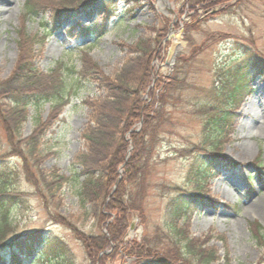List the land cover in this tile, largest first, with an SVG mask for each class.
<instances>
[{"label":"rangeland","instance_id":"obj_1","mask_svg":"<svg viewBox=\"0 0 264 264\" xmlns=\"http://www.w3.org/2000/svg\"><path fill=\"white\" fill-rule=\"evenodd\" d=\"M88 1V8L55 28L50 11L43 17L26 18V0H0V80L10 76L18 56V41L26 35L35 40L36 66L43 73H48L59 62L78 70L82 57L88 56L105 76L112 77L127 59L136 58L128 53L131 46L140 41L151 44L158 39L163 54L160 59L154 57L151 64L155 71L154 82L157 79L165 81L171 77L180 54L188 57L196 51L198 56L188 59L184 65L188 76L184 89L175 93L177 98L166 107L169 114L161 141L152 148L136 180L135 177L130 179V196L142 214H130L123 240L138 242L144 237L153 238L154 228L163 229L165 225L170 200L195 197L192 195L195 190L202 188V201L192 209L185 222L179 223L187 237L206 241L208 247L216 250L218 258H225L229 264H264V242L261 244L254 237L256 226L258 230L263 229L264 236V135L253 129L264 119L256 97L258 89L264 90V71L260 75L248 72L244 82L246 92L233 109L234 128L216 141L215 146L203 144L201 116L192 114L194 106L204 101L218 78L235 66L237 47L253 48L257 51V60L264 62V0H214L213 5L195 11H190L185 0H166V5L162 0H146L129 12L131 3L120 0L101 36L96 32L93 39L79 42L80 31L75 27L95 29L101 25L98 6L102 0ZM154 30H162V33L156 34ZM73 35L77 37L72 39ZM188 39L193 44H189ZM174 44L179 49L170 67L168 54ZM141 74V66H138L133 82L139 81ZM68 87L75 91L74 95L57 114L43 145L32 156L34 162L28 166L71 178L73 173H79L73 163L74 156L85 150L81 134L90 124L91 111L87 103L102 96V92L90 83H69ZM155 93L158 94L156 90ZM142 99H147V95ZM51 111L50 102L30 107L21 136L26 138L37 125L49 121ZM244 148L248 154L242 158L237 151ZM131 150L130 147L127 158ZM9 151L0 126V157L5 156L0 158V168L9 172L11 188L21 194L13 217V238L36 233L58 238L71 264H133V260L123 254L111 261L112 248L104 253L108 258L103 263L99 258L90 261L73 231L54 223L51 217L58 215L66 219L77 236L98 233L95 216L99 212L95 210H98L99 201L81 204L77 197L78 185L69 183L59 193L60 202L54 197L51 206L44 208L37 200L33 185L28 184L32 181L31 173H22L20 161L9 156ZM214 151L217 159L210 164L206 156ZM122 167L117 183L123 178ZM223 183L226 186H221ZM221 190L227 194L226 198ZM5 256L8 258V254ZM60 261L53 260L51 264ZM27 264L43 263H39V257H31Z\"/></svg>","mask_w":264,"mask_h":264},{"label":"trees","instance_id":"obj_2","mask_svg":"<svg viewBox=\"0 0 264 264\" xmlns=\"http://www.w3.org/2000/svg\"><path fill=\"white\" fill-rule=\"evenodd\" d=\"M143 1L146 0H126V3H131L127 11L139 8ZM185 1L189 3L190 11L206 9L214 4V0ZM119 2L102 0L98 6L101 25L95 29L75 27L80 31L77 41L91 40L96 32L101 36ZM89 6L87 0H26L24 15L33 19L43 17L50 11L52 24L57 28L60 23L75 17ZM154 32L158 34L162 30ZM76 37L73 35L72 39ZM34 41L28 35L20 37L14 68L9 77L0 80V126L10 149L8 155L20 161L22 173H31L32 181L29 182L26 175L25 179L29 185H33L37 200L44 208L51 206L54 197L60 202L59 193L69 183L78 185L77 197L81 204L94 202L95 199L99 201L98 210H95V213L99 212L95 216L98 233H81L82 236H77L66 219L55 215L51 220L73 231L92 262L99 258L103 263L108 258L104 253L112 248L111 261L115 256L123 254L131 258L133 264H217L219 261L229 264L225 258H218L216 250L208 247L206 241L188 238L185 230L179 227L180 221L185 222L192 209L202 201V188L195 190L192 194L195 197L170 200L165 225L163 229L154 228L153 238L144 237L138 242L123 240L130 214H142L141 208L130 196V179L140 174L145 159L161 141L169 114L166 107L177 98L174 94L184 89L188 77L184 65L188 59L196 58L198 53L193 51L188 57L184 53L180 54L171 77L154 82L155 71L151 62L154 57L160 59L164 50L162 44H158V39L151 44H143L139 40L138 44L131 46L128 53L136 55V58L127 59L112 77L105 76L88 56L82 57L78 70L70 64L59 62L48 73H43L36 66ZM188 43L193 44L190 39ZM73 45L78 47L80 44ZM256 52L248 46L237 47L234 51L235 66L229 68L222 78H218L203 102L194 106L192 114H199L202 120L203 144L215 146L216 141L232 132L236 120L233 109L245 94L244 82L248 72L262 74L264 71V62L257 60ZM138 66H141L142 74L141 79L135 83L132 80L133 73ZM69 83L94 84L102 92V96L87 103L91 111L90 124L81 134L85 150L74 156L73 163L79 168V173H73L71 178L28 166L34 162L32 156L43 145L57 114L67 105L70 96L74 95L75 91H70ZM153 84H156L154 88H150ZM144 94L147 99H142ZM46 102L52 104L51 119L37 125L29 136L23 138L21 130L27 120L28 109ZM130 147L132 152L127 158ZM217 155L216 151L210 153L206 156L207 162L213 163ZM121 166L124 174L117 183ZM8 175L9 172L1 167L0 264H27L31 257H39V263L43 264H51L53 260H61L57 264H71L58 238L40 233L12 237L15 227L13 217L19 207L21 194L11 188ZM116 183L117 187L108 199ZM255 228L254 237L262 244L263 229L258 230V226ZM6 254L8 258H5Z\"/></svg>","mask_w":264,"mask_h":264},{"label":"bare ground","instance_id":"obj_3","mask_svg":"<svg viewBox=\"0 0 264 264\" xmlns=\"http://www.w3.org/2000/svg\"><path fill=\"white\" fill-rule=\"evenodd\" d=\"M161 2V1H160ZM179 46L177 44H174L173 48L170 50L169 54H168V63L171 62V60L175 57L177 51H178V48ZM256 97H257V102H258V108L259 110L262 112V114L264 115V90L263 89H258L257 92H256ZM258 114V113H257ZM256 117V114L253 113V117ZM254 131L259 133V134H262L264 135V119L258 123L257 125H255V127H253ZM248 154V151L246 150V148L242 149V150H239L237 151V155L240 156V157H245V155ZM223 184H221V186H223ZM226 186V185H224ZM221 195L223 197H227V194L224 192V190H221ZM228 199V198H227Z\"/></svg>","mask_w":264,"mask_h":264},{"label":"water","instance_id":"obj_4","mask_svg":"<svg viewBox=\"0 0 264 264\" xmlns=\"http://www.w3.org/2000/svg\"><path fill=\"white\" fill-rule=\"evenodd\" d=\"M173 62H174V58H173V59L171 60V62L169 63V66H170V67L172 66Z\"/></svg>","mask_w":264,"mask_h":264}]
</instances>
